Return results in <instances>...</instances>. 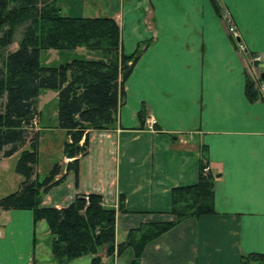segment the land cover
I'll return each instance as SVG.
<instances>
[{"label": "crops", "instance_id": "0c3cea01", "mask_svg": "<svg viewBox=\"0 0 264 264\" xmlns=\"http://www.w3.org/2000/svg\"><path fill=\"white\" fill-rule=\"evenodd\" d=\"M112 2L104 17L109 13L118 23L124 52L149 44L125 83L117 127L89 133L78 178L69 173L45 194L44 205L61 209L100 194L117 210L122 241L142 224L173 220L172 190L198 181L205 155L216 178V212L187 219L149 243L142 264H243L245 257L264 255V95L248 100V58L222 19L228 11L240 41L262 56L264 76V0H216L221 15L211 0ZM150 118L157 121L153 128ZM71 161L63 155L60 163ZM0 218V264H58L45 221L35 223L29 210H0ZM133 259L128 248L103 264Z\"/></svg>", "mask_w": 264, "mask_h": 264}, {"label": "trees", "instance_id": "16d2710c", "mask_svg": "<svg viewBox=\"0 0 264 264\" xmlns=\"http://www.w3.org/2000/svg\"><path fill=\"white\" fill-rule=\"evenodd\" d=\"M221 15L216 0H211ZM17 43L18 48L10 47ZM149 43H145L147 46ZM143 44L133 54L123 49L121 30L109 17H71L57 0H0V160L23 149L16 172L23 178L19 189L0 200V210H29L34 221H45L52 236V254L58 264L90 256L91 264L111 263L128 248L131 264H142L146 246L190 218L214 214L215 176L203 156L198 181L172 190L173 220L151 222L131 229L124 240L116 239L117 210L104 205L100 194L80 196L57 209L44 205V196L63 184L69 173L79 176L80 158L88 153L89 133L117 127L125 103V83L141 58ZM100 53L99 59L72 56L77 49ZM67 53L58 66L41 62V52ZM42 90L58 93V129L66 133V166L56 162L44 179L37 173L39 134L34 132ZM247 98L260 99L248 79ZM144 112L140 118L144 120ZM83 144L81 145V142ZM204 153V152H203ZM64 169L66 173H63ZM60 176V177H58ZM119 210L124 211V200ZM243 264H264L263 254L245 257Z\"/></svg>", "mask_w": 264, "mask_h": 264}, {"label": "rangeland", "instance_id": "374dc122", "mask_svg": "<svg viewBox=\"0 0 264 264\" xmlns=\"http://www.w3.org/2000/svg\"><path fill=\"white\" fill-rule=\"evenodd\" d=\"M57 1L61 9L64 11V13L67 16H71V17H104L105 12H107L108 10H109L108 12L111 11L109 6L113 4L112 0H109V2L101 1V0H57ZM113 1L115 2V0ZM108 16L110 17L112 15L108 13ZM144 46L145 44L143 45V47ZM17 48H18V44L15 43L10 47V50L15 51L17 50ZM70 54L76 58L88 59V60H92V59L94 60L100 58V53L88 51L84 48L76 51V53L74 54L73 53ZM67 58H68L67 53L61 54L56 50L41 52V62L43 65H47V66L61 65L67 61ZM40 96L41 97H40L39 110L41 116L40 119L36 120L34 126V132L38 133L40 136L39 138L40 158L37 168L38 171L40 172V179H44L55 164L52 162H61V160L63 159L61 148L62 145L64 144L66 134L64 131H60L58 129L57 92L52 90H42ZM42 126H45L47 128L52 126V128L55 129L57 128V130L53 129L51 132L41 133V131H43ZM28 146L29 143L23 149L27 148ZM23 149H21L20 152ZM19 158L20 155L17 153L13 157L11 156L5 159L2 163H0V200L3 199L5 196L16 192L23 181V178L16 172V165ZM3 224H4L3 218H0V227Z\"/></svg>", "mask_w": 264, "mask_h": 264}, {"label": "built area", "instance_id": "2783aa9c", "mask_svg": "<svg viewBox=\"0 0 264 264\" xmlns=\"http://www.w3.org/2000/svg\"><path fill=\"white\" fill-rule=\"evenodd\" d=\"M222 19L226 25V28L228 29V32L236 42L238 51L244 55H247L248 63L246 66V75L248 76V79L253 84L254 89L257 90L260 95H264V76L259 70V64L263 62L262 56L260 54L249 52L247 47L240 41V33L233 22L231 14L228 11L224 12ZM148 122L150 123V128H153L154 124H156V121L152 118L148 119ZM208 171L209 168L205 170V172ZM86 199L88 200V196Z\"/></svg>", "mask_w": 264, "mask_h": 264}]
</instances>
